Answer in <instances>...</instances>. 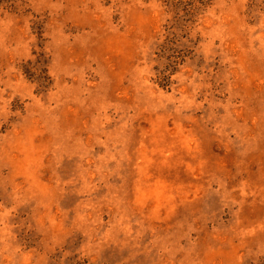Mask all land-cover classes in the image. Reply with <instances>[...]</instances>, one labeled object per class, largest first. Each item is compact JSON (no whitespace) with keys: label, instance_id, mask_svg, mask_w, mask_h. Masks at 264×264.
<instances>
[{"label":"rangeland","instance_id":"rangeland-1","mask_svg":"<svg viewBox=\"0 0 264 264\" xmlns=\"http://www.w3.org/2000/svg\"><path fill=\"white\" fill-rule=\"evenodd\" d=\"M0 264H264V0H0Z\"/></svg>","mask_w":264,"mask_h":264},{"label":"trees","instance_id":"trees-1","mask_svg":"<svg viewBox=\"0 0 264 264\" xmlns=\"http://www.w3.org/2000/svg\"><path fill=\"white\" fill-rule=\"evenodd\" d=\"M25 73L28 75V76H32V74H30V71L29 70H25ZM44 79V81L46 82L47 81V84L45 83V84H43V88H47L48 87V85H49V82H50V80H46V78H43ZM47 79H49L48 77H47Z\"/></svg>","mask_w":264,"mask_h":264}]
</instances>
